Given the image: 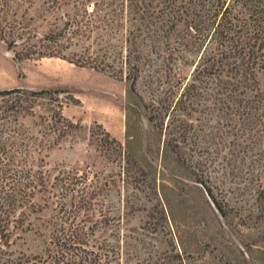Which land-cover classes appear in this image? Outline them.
<instances>
[{"label": "rangeland", "instance_id": "374dc122", "mask_svg": "<svg viewBox=\"0 0 264 264\" xmlns=\"http://www.w3.org/2000/svg\"><path fill=\"white\" fill-rule=\"evenodd\" d=\"M114 1L125 2L0 0V29L17 42L0 40V91L20 90L0 96V125L14 145L11 168L33 192L23 223L0 243V264H264L263 118L210 102L209 114L170 113L166 122L193 125L192 142L178 139L181 158L148 120L145 79L142 102L126 72L24 57L76 22L89 32L69 59L102 45L111 47L107 62L121 61L129 26L99 22ZM188 60L172 63L185 79L197 61ZM257 80L264 94V69Z\"/></svg>", "mask_w": 264, "mask_h": 264}, {"label": "trees", "instance_id": "16d2710c", "mask_svg": "<svg viewBox=\"0 0 264 264\" xmlns=\"http://www.w3.org/2000/svg\"><path fill=\"white\" fill-rule=\"evenodd\" d=\"M104 13L99 22L105 28L117 25L119 20L129 26L126 55L121 61L115 57L111 63L107 62L111 59L108 57L111 47L105 49L102 45L96 56L87 49L89 55L74 54L69 59L65 51L74 41L84 40L89 32L76 22L67 23L60 31L44 37L48 45H41L37 51L33 46L34 51L24 57L60 58L114 77L126 72L131 92L142 102L144 98L138 86L145 79V85L152 92L149 103L144 105L148 120L164 133L168 146L181 158L188 140L192 142L188 135L193 125L185 122L177 125L176 117L166 122L170 113L196 107L201 113L209 114L212 110L207 103L210 102L217 111L235 108L247 118L264 119V94L257 80L258 73L264 69V0H125L109 3ZM0 30V40L5 41L9 49L15 47L17 42L10 41L2 28ZM189 55L197 61L192 62V75L185 79L172 63L179 61L186 65ZM17 58L20 59L19 54ZM160 58L163 59L161 66L155 64ZM17 93L19 89L0 91V96ZM46 93L51 92H40ZM247 125H251L250 121ZM1 126L0 243H3L9 240L10 226L16 228L23 223L25 199L33 192L23 189L28 188L21 184L23 176L19 177V172L11 168L17 165L14 145L9 147L11 143ZM178 139L187 145L180 146ZM33 172L25 174L33 178ZM207 193L212 195L208 189Z\"/></svg>", "mask_w": 264, "mask_h": 264}]
</instances>
